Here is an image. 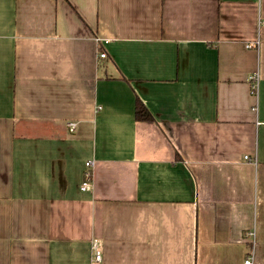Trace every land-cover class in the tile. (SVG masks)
I'll use <instances>...</instances> for the list:
<instances>
[{"label": "crops", "instance_id": "crops-1", "mask_svg": "<svg viewBox=\"0 0 264 264\" xmlns=\"http://www.w3.org/2000/svg\"><path fill=\"white\" fill-rule=\"evenodd\" d=\"M260 19L264 0H0V264H90L93 240L100 264H242L251 230L264 264Z\"/></svg>", "mask_w": 264, "mask_h": 264}, {"label": "built area", "instance_id": "built-area-1", "mask_svg": "<svg viewBox=\"0 0 264 264\" xmlns=\"http://www.w3.org/2000/svg\"><path fill=\"white\" fill-rule=\"evenodd\" d=\"M259 26L264 27V19H260L258 21ZM247 48H258V42L255 41L254 43H250L246 45ZM101 58L105 57V54L101 53L100 54ZM247 82L249 84V90L250 93L257 97L258 95V88H259V82H260V77L259 73L257 71L251 73L247 77ZM70 125V131L73 130L74 124L71 123ZM245 160L248 159V156L244 157ZM85 170L83 172V180L80 185V190L81 191H89L91 188V179H92V168H93V161H87L84 164ZM248 242H249V249L247 251V254L245 255L242 264H256L255 262V249H256V236H255V231L251 230L248 233L247 236ZM91 250H92V258L90 261V264H100L102 260L101 252L99 250V245L96 240H93L91 243Z\"/></svg>", "mask_w": 264, "mask_h": 264}, {"label": "trees", "instance_id": "trees-1", "mask_svg": "<svg viewBox=\"0 0 264 264\" xmlns=\"http://www.w3.org/2000/svg\"><path fill=\"white\" fill-rule=\"evenodd\" d=\"M134 118L137 121H153V117L138 97L135 98Z\"/></svg>", "mask_w": 264, "mask_h": 264}]
</instances>
